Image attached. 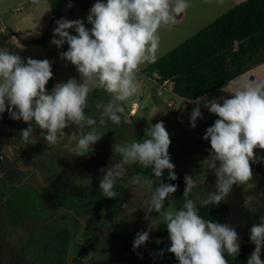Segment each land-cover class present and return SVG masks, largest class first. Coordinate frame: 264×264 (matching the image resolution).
Instances as JSON below:
<instances>
[{
    "label": "clouds",
    "instance_id": "9594fccd",
    "mask_svg": "<svg viewBox=\"0 0 264 264\" xmlns=\"http://www.w3.org/2000/svg\"><path fill=\"white\" fill-rule=\"evenodd\" d=\"M33 4L38 0H32ZM188 0H96L87 16L91 29L77 20L60 19L54 29L51 43L58 48L65 43L67 51L59 54L79 73L80 80L69 78L57 83L51 90L46 85L52 79L51 61L28 58L0 48V114L8 112L10 119L22 120L28 126L20 136L27 143H36L35 130L39 129L47 145L58 143L66 135L65 129L75 125L78 129L89 127L74 137V155L86 156L102 139L96 130L97 121L86 114L88 97L92 88L109 94L106 104L97 103L101 111L99 123L107 121L119 125L125 111L124 102L138 93L136 74L141 64L154 63L159 48L158 29L175 22L176 17L189 7ZM74 29L77 35H72ZM159 88L173 92L172 83L163 80ZM159 94L160 91L157 90ZM177 95V94H175ZM195 104L190 113V125L196 127L202 118L201 104L218 119L206 129L203 140L209 141L211 150L202 164L213 170L216 191L200 201L201 207L219 205L231 192L233 185L247 184L252 179L250 162L258 161L254 149H264V79L252 80L230 98L208 99L200 96L189 100ZM170 104L167 105L170 106ZM126 123L130 121L125 118ZM170 135L163 122L149 124L142 139L113 144V155L118 159L99 171L100 194L109 199L118 196L117 184L128 171L126 166L140 165L151 169L155 179L144 173H134L127 183L138 186L150 194L149 212L158 213L166 225L170 247L179 264H228L225 253L235 257L240 250L239 237L234 227L204 219L189 194L196 186L193 176L185 175L184 203L181 208L165 207V200L177 191V185L167 181L177 180L175 165L169 154ZM252 166V167H251ZM126 207V205H124ZM150 231H139L133 240V251L145 245ZM250 241L255 245L247 264H264L261 249L264 247V217L250 228ZM160 243L158 239L156 241ZM164 250L159 253L163 256ZM91 252L87 256L93 257Z\"/></svg>",
    "mask_w": 264,
    "mask_h": 264
},
{
    "label": "rangeland",
    "instance_id": "374dc122",
    "mask_svg": "<svg viewBox=\"0 0 264 264\" xmlns=\"http://www.w3.org/2000/svg\"><path fill=\"white\" fill-rule=\"evenodd\" d=\"M241 1L243 0H188L190 6L176 17L174 23L161 25L158 29L159 48L156 59ZM102 2L106 3L107 0H102ZM95 3L96 0H91L87 10H80L71 2L66 1L61 6L62 17L60 19H79L90 30L92 25L88 23L87 16ZM50 16L47 0H38L36 4H33L32 0H0V48H7L10 53L20 55L25 61L28 58L51 61L53 77L49 81L53 83V86L57 83L66 82L69 78H76L79 81V73L75 66L66 60H62L59 56L61 52L67 51L69 47L67 43L60 48L51 43L53 39H59L58 36H54V31L45 45L28 43L29 39L38 37L45 31ZM56 27L57 23H55L54 29ZM69 32L72 35H77L74 29H69ZM148 64L139 66L136 74L138 93L124 102L125 111L119 125L107 121L106 117V123L101 125L99 119L102 110H98L96 105L97 103L106 104L107 101L101 98L88 97L86 114L97 121L96 130L103 135L102 139L93 146L94 151L89 155L77 156L72 152L76 142L74 137H78L81 131H89V127L78 129L72 125L66 128L64 130L66 135L59 137L58 143L55 145H47L43 138L39 137L40 130L36 129L34 135L37 137V142L31 144L22 142V146L28 151L18 156L15 160L16 165L9 160L3 136H0V159L5 165L3 170L0 167L1 180L11 183L19 181L20 184L24 185V189L35 193L36 189L30 187L31 184L24 182V179H33V173L29 169L30 165L26 164L33 160L37 166H40L39 172L42 177H45L44 180L54 186L53 191L56 192L58 203L60 202L61 206L68 210L65 212L60 209L59 205H56L57 208L59 207L58 213L64 214L63 219L80 221L83 216L84 220H94L96 226L100 223L99 219L101 217L104 219V216L106 217L105 220H108L109 217L115 220L111 221L110 225H113L112 232L124 244V249L119 246L117 250L122 254V261L127 264H157L154 250L155 229L163 220L158 213L149 212L147 201L150 194L146 189L127 183L128 178L134 173H144L149 178L155 179L151 169H144L138 164L126 166L128 168L127 174L117 184L118 196L109 199L100 194L97 178L103 173L99 170L118 159L117 155H113L112 146L114 143L142 139L141 132L145 134V129L149 127V124L154 125L162 121L170 135L169 154L171 160L176 163L175 166L179 169V173L193 176L196 181V186L191 193L192 199L199 203L207 197L208 193L216 191L217 178L213 170L202 164L209 156L210 140L205 141L202 137L205 135L206 129L210 127V123L214 124L218 117L207 109L201 110L202 118H198L196 127L192 128L189 121L190 113L195 104L168 92L166 89L159 88L156 74L147 76L143 73V69ZM157 90L160 91L159 94ZM221 90L226 92L225 87L221 86L204 96L208 99L216 98V95L220 96ZM230 96L231 94L226 93L222 97L230 98ZM167 102L168 104L171 102V105L168 106ZM125 118L130 123H126ZM26 127L24 124L20 129ZM12 133H14L13 129L9 134L10 156L16 154L19 145L18 134L15 132L16 136H14ZM254 154L259 161L261 157H264V149L257 147L254 149ZM250 163L253 165L252 179L247 184L233 185L231 192L224 199L230 212L225 216L223 223L234 227L238 233L240 246L249 243L252 245L253 252L255 245L250 241V228L254 224H258L261 217H264V180L254 168L258 162ZM8 168L10 171H7ZM165 182L177 185L176 192L185 189V183L177 184L167 180ZM39 184L41 183L39 182ZM37 188L39 191L47 190L43 184ZM99 200L100 203L96 206L90 204L92 201L99 202ZM37 203L38 201H34L33 197L28 202L29 207L24 209V215L33 216L35 214L33 208ZM168 206L177 208L174 193L165 200V207ZM94 208L101 211H99L101 217L98 219H95L93 215L95 213H92ZM5 211L8 214L4 226L0 228V230L4 229L1 235L5 236L10 233L9 230L16 229V232H12L15 239L9 236L3 243V249L7 251L17 246L7 245L9 242L21 243L24 231L22 227L27 220L23 219L24 215L21 210L18 217L15 214L10 215L8 210ZM12 213L14 212L12 211ZM61 225L64 232L70 233V231L76 230L74 227H64V223ZM95 228L93 231H88V235L91 236ZM149 229H151L149 241L134 252L133 240L136 233ZM261 251V260L264 261V247ZM92 252L97 253L93 256V259L95 258L97 261L109 260L110 258L109 251L103 252L105 259H101L102 256L99 258L100 251L92 249ZM25 253L26 258L34 264H43L44 252L36 251L34 247L28 244Z\"/></svg>",
    "mask_w": 264,
    "mask_h": 264
},
{
    "label": "trees",
    "instance_id": "16d2710c",
    "mask_svg": "<svg viewBox=\"0 0 264 264\" xmlns=\"http://www.w3.org/2000/svg\"><path fill=\"white\" fill-rule=\"evenodd\" d=\"M69 1L80 10H87L91 0H47L50 9V19L45 31L38 37L29 39V44L45 45L53 35L56 21L62 17L61 6ZM264 62V0H243L225 13L219 15L206 26L187 37L164 55L149 63L143 73L147 76L156 74L158 83L169 80L175 94L186 99L195 100L227 81L249 71ZM53 83L46 85L51 92ZM89 97L109 100V94L100 88H92ZM4 120L17 131L15 123L22 120L10 119L4 115ZM24 124H26L24 122ZM210 127L213 125L210 123ZM27 125V124H26ZM11 129V130H12ZM145 134L141 132V136ZM174 165L176 164L171 160ZM177 180L169 181L183 184L185 175L174 169ZM165 170L163 179L167 180ZM192 193V191H191ZM191 193L189 198L192 199ZM184 190L174 193L177 209L181 208ZM199 214L206 220L223 223L230 212L229 206L223 200L219 205L201 207L196 203ZM160 243H157V240ZM170 247L168 232L164 222L155 229V259L157 264H179L173 253L167 251ZM164 250L163 256L159 253ZM252 253V245L242 244L237 256L231 257L225 253L228 264H244ZM262 253V251H261Z\"/></svg>",
    "mask_w": 264,
    "mask_h": 264
},
{
    "label": "flooded vegetation",
    "instance_id": "af4514ba",
    "mask_svg": "<svg viewBox=\"0 0 264 264\" xmlns=\"http://www.w3.org/2000/svg\"><path fill=\"white\" fill-rule=\"evenodd\" d=\"M4 115L9 114L7 111L0 114V121L6 126V129L0 126V136H3L5 150L7 155L9 154V160L16 165L15 160H17L18 156H21V154H25L28 151L22 146L23 140L20 136L22 130L20 127L24 125V122L18 121L15 123L19 145L16 154H14V156L11 154L10 156L9 134L13 127L10 122L8 123L4 120ZM14 133L12 134L16 136ZM26 164L30 165L29 169L33 173V179H24V182L26 184H31L30 187L36 189L35 193L24 189V185L20 184L19 181L11 183L2 181L0 178V181L2 182L0 184V228H2L6 222L8 213L5 210H8L10 215L15 214L18 217L21 214L20 210L24 215V209L29 207L28 202L31 201L33 197L34 201H38L33 208L35 214L31 217L29 214H26L27 216L24 215L23 219L25 221L27 220V222H25L23 225L24 227H22L24 228V231L23 238L20 241L21 243L17 244V241H11L7 244L12 247L17 245L15 248L6 251L3 249V243L9 236L14 238L12 232H16V229L9 230L10 233H7L5 236L1 235L4 229L0 230V264H34V262L28 260L25 256L28 244L31 247H34L36 251L44 252L43 257H45V259L43 264H127L122 261V254L117 250L119 246L123 248L124 244L121 239L117 238L115 233L112 232L113 225L110 224L112 223L111 221H115L113 218L109 217L108 220H105L106 217L104 216L103 219L100 216L101 211L98 210V208H94V210H92V213H95L93 214L94 218L98 219L101 217V219H99L100 223L97 226L95 225L94 220H84L83 216L82 218L80 217V221L67 218L63 219L64 214L61 212L58 213L59 207L57 208L56 205H59L60 209L65 212L68 210L63 208L60 202L58 203L56 192L54 193L53 191L54 186L50 182L44 180L45 177H42L39 172L40 166H37L33 160ZM40 164L43 166L42 163ZM0 167L1 170L5 167L1 159ZM7 171H10V168H8ZM39 182L43 184L44 188L47 190L39 191L37 188V186L40 187L41 185ZM98 203H100V200L99 202H90V204H93L94 206ZM12 211L14 213H12ZM77 213L79 214V212ZM57 214L59 215L57 216ZM62 223H64V227H74L76 230L74 232L70 231V233L68 231L64 232L63 226L61 225ZM94 228V233L91 236L88 235L87 232L93 231ZM92 249L100 251L99 258L102 256L101 259H105L103 252L109 251V260L97 261L95 258L93 259V257H91L92 260L87 256L88 252H92Z\"/></svg>",
    "mask_w": 264,
    "mask_h": 264
},
{
    "label": "crops",
    "instance_id": "0c3cea01",
    "mask_svg": "<svg viewBox=\"0 0 264 264\" xmlns=\"http://www.w3.org/2000/svg\"><path fill=\"white\" fill-rule=\"evenodd\" d=\"M262 79H264V62L259 64V65H257V66H255V67H253V68H251L249 71H247V72H245V73H243V74H241V75H239V76L227 81L225 84L222 85V86L225 87V91L226 92H223L221 90L220 96L216 95V98L219 99V98H221L223 96V94L226 95V93L227 94H231V93L239 90L246 83H248V82H250L252 80H262ZM216 89H218V88H216ZM204 109H206V108H204L203 104H201V110L204 111Z\"/></svg>",
    "mask_w": 264,
    "mask_h": 264
},
{
    "label": "water",
    "instance_id": "95a60500",
    "mask_svg": "<svg viewBox=\"0 0 264 264\" xmlns=\"http://www.w3.org/2000/svg\"><path fill=\"white\" fill-rule=\"evenodd\" d=\"M0 126L4 127L6 129V126H5V124L2 121H0ZM254 168L262 175V179L264 180V162L257 163L254 166Z\"/></svg>",
    "mask_w": 264,
    "mask_h": 264
},
{
    "label": "built area",
    "instance_id": "2783aa9c",
    "mask_svg": "<svg viewBox=\"0 0 264 264\" xmlns=\"http://www.w3.org/2000/svg\"><path fill=\"white\" fill-rule=\"evenodd\" d=\"M172 87H170V89H171Z\"/></svg>",
    "mask_w": 264,
    "mask_h": 264
}]
</instances>
